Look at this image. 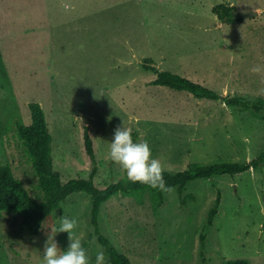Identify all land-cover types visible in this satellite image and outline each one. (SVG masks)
Masks as SVG:
<instances>
[{"label": "rangeland", "instance_id": "1", "mask_svg": "<svg viewBox=\"0 0 264 264\" xmlns=\"http://www.w3.org/2000/svg\"><path fill=\"white\" fill-rule=\"evenodd\" d=\"M71 3L73 10L65 13L61 0H0V47L9 73V80L0 74V166H10L32 192L37 177L16 125L19 119L31 123V102L44 108L55 166L65 181L95 167L82 148L84 124L98 142L96 177L102 185L127 176L110 158L114 131L123 123L170 172L175 165L244 162L264 153V120L250 111L151 84L156 69L168 70L221 96L264 99V0ZM221 4L235 6L240 22L221 21L213 12ZM257 66L261 71L254 73ZM215 181L223 208L205 247L200 231L216 193L210 180L189 186L199 202L187 208L176 192L158 209L149 193L142 199L115 195L103 206L101 230L133 264H264V167ZM64 214L76 219L74 231L83 242L91 231L89 200L63 205L53 228ZM48 235L31 236L20 217L3 214L0 264H44ZM55 240L68 250V233ZM100 250L107 258L94 235L86 250L91 264Z\"/></svg>", "mask_w": 264, "mask_h": 264}, {"label": "trees", "instance_id": "2", "mask_svg": "<svg viewBox=\"0 0 264 264\" xmlns=\"http://www.w3.org/2000/svg\"><path fill=\"white\" fill-rule=\"evenodd\" d=\"M213 12L221 21L235 24L241 20L233 5H217L213 8ZM145 66L148 67V64L145 63ZM0 74L9 80L1 47ZM151 84L189 92L199 99H222L226 104L250 111L255 117L264 120V99L252 101L241 95L221 96L200 83L168 70L156 69V78ZM29 108L31 123L27 124L19 119L16 121V125L18 139L29 156L32 169L37 177L35 193L26 186L22 179L15 176L10 166H0V216L8 213L20 217L22 227L31 236L48 235V232L51 233V229H53L52 221L55 212L61 210L63 205L70 201L85 197L90 202L91 231L82 245L87 250L89 242L96 235L98 241L105 248L107 264H133L103 233L100 227L103 206L115 195L137 196L142 199L144 193H149L152 205L158 209L164 208L172 193L176 192L180 206L187 208L189 204L197 205L199 202V196L196 193L188 192L189 186L197 181H212L216 188L214 205L208 211L206 222L200 231V246L205 247L209 231L223 208L224 193L219 189L215 179H236L251 170H259L264 167V153L244 162L219 159L210 164L191 162L175 165L174 172L167 170L163 172L166 185L173 188L171 193L153 189L142 183H134L127 176L119 181L102 185L96 177L98 142L93 129L88 124H84L82 148L88 162L94 164L95 167L88 176L79 175L65 181L62 172L55 166L53 134L50 131L44 108L38 102H31ZM132 138L136 142L133 132ZM203 254L204 251L201 252V255ZM225 264H251V262L248 259H230L226 260Z\"/></svg>", "mask_w": 264, "mask_h": 264}, {"label": "clouds", "instance_id": "3", "mask_svg": "<svg viewBox=\"0 0 264 264\" xmlns=\"http://www.w3.org/2000/svg\"><path fill=\"white\" fill-rule=\"evenodd\" d=\"M61 8L65 13L73 10L71 0H61ZM261 14L260 9H256ZM254 73L261 71L260 67L252 69ZM110 158L126 173L127 178L134 183H142L153 189L171 193L173 188L166 185L163 177L164 167L158 158H152L150 145L146 141L134 142L132 130L124 126H117L113 140L110 143ZM59 228L51 229L44 244V264H91L81 239L75 234L76 219H70L66 214L60 219ZM57 233L69 234L67 251H61L55 240ZM95 264H107L103 250L96 253Z\"/></svg>", "mask_w": 264, "mask_h": 264}]
</instances>
